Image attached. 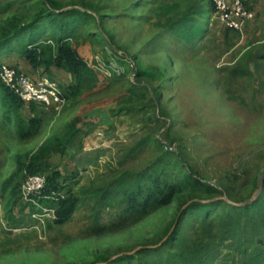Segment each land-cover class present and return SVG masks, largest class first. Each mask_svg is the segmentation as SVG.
Instances as JSON below:
<instances>
[{
    "label": "rangeland",
    "instance_id": "rangeland-1",
    "mask_svg": "<svg viewBox=\"0 0 264 264\" xmlns=\"http://www.w3.org/2000/svg\"><path fill=\"white\" fill-rule=\"evenodd\" d=\"M20 1L11 0L16 2L12 11ZM171 1L50 0L52 9L88 12L81 17L84 23L71 26L72 31L82 56L89 63L94 59L92 66L104 74L84 84L59 110L38 107V135L28 138L24 149H33L50 134L62 132L64 124L77 115L80 130L52 161L61 169L67 189L82 199L62 224L52 217L44 223L28 221V216L18 225L0 222V264H106V260L137 264L143 256L145 264H165L173 243L159 252L149 249L167 240L171 221L181 207L222 198L243 206L256 194L254 184L264 171V0H243L252 17L239 31L225 30L208 12L205 31L193 43L181 39L165 23L167 16L175 18L190 0H181L179 8L167 13ZM53 34L46 26L30 34L33 45L45 46L43 61L49 54L46 45L54 43ZM30 38L24 34L25 43ZM7 56L11 57L5 60L17 59L32 76L46 75L63 87L73 81L53 62L32 69L18 51ZM122 67H127L122 77L108 79L113 70L122 73ZM229 67L243 74L232 75ZM130 82L139 87L130 91ZM143 85L148 89L140 90ZM154 92L157 105L150 100ZM129 106L140 110L124 112ZM14 167L11 151L2 177ZM160 167H166L169 176L184 167L217 188L203 189L192 182L190 192L179 194L170 206L139 221L135 215L119 216V203L101 206L92 199L93 189ZM261 223L235 237L225 236L223 218L215 219L207 230L190 212L179 231L183 238L196 236L203 241L213 235L216 245L200 254L205 259L202 264H264V250L259 249L264 247ZM30 224L37 228H29ZM96 224L105 230L97 231ZM127 254L132 257L128 259ZM188 258L193 256L175 257L174 264H186Z\"/></svg>",
    "mask_w": 264,
    "mask_h": 264
},
{
    "label": "trees",
    "instance_id": "trees-1",
    "mask_svg": "<svg viewBox=\"0 0 264 264\" xmlns=\"http://www.w3.org/2000/svg\"><path fill=\"white\" fill-rule=\"evenodd\" d=\"M241 1L245 7L244 2L247 3V1ZM181 2V0H172L170 5L167 6V13L179 8ZM14 3L16 2H11V0L9 2L0 1V14H3L0 17V71L2 65H7L12 67L17 73L22 72L32 76L21 70L12 60L7 58L5 60V57H11L7 55H10L14 50L18 51L21 57L27 59L32 69H37L42 65L43 67H48L53 62L57 67L65 69L69 73L70 78L73 79L72 83L65 87L58 83L66 101L69 98H73L84 84L92 83L98 77V74H104L103 71L92 66L94 59L92 63H89L82 56L76 40L77 35L74 33V30L72 31L71 26L84 23L81 17L87 15L88 12L78 8L67 10L52 9L50 7V0H34L28 4H25L24 0H22L20 4L18 3L17 9L12 11L10 7ZM186 5L175 18L171 17L172 15H169L170 17L167 16L165 23L171 28L173 33L184 39L187 43H193L202 36L206 28L205 16L208 12H210L211 17L214 16L215 22H220L223 25L221 27H224L225 30H241L231 27L226 22L220 20V12L217 10L213 0H190ZM2 6H5V8L1 9ZM246 10L249 11L247 8ZM92 17L95 19L94 15ZM248 21L245 22V25ZM44 26L54 31V39L52 41L54 43L48 42V45H46L49 52L46 61H43L45 46L41 44L39 45L40 47L33 45L35 44V39L30 38L37 29ZM65 32H69L68 35H60ZM24 34L30 38L27 43L24 42ZM13 40L14 43L18 42L17 48L14 47ZM126 69L127 67H122V73L113 70L109 74L108 79L122 77ZM228 69L232 75L240 76L243 74L237 73L235 67H229ZM138 73L141 74L142 71ZM104 76L107 75L105 74ZM137 86L139 87L138 83L130 82L129 90L135 91L134 89ZM141 89H148V87L143 85L140 87ZM150 100L154 102V105L159 103L157 92L152 94ZM0 103L4 112L9 115H17L23 108L24 111L28 110L29 115L34 114L28 117L24 112L26 115L24 120L19 118L17 122L19 129L24 128V140L38 132L41 120L37 119L39 117L36 115L35 110L38 107L43 108V106L38 103H27L21 100L4 84L1 76ZM125 108L127 109H124L126 110L124 112L140 110V108L135 107L131 109L130 106ZM78 121L77 115L73 116L64 124L62 132L50 134L35 150L16 155L14 170L0 184V199L2 201L3 213L0 222L4 225H18L23 222L26 216H28V221L34 220L30 217V213L37 210L36 205L24 201L21 196L23 182L29 175L33 174H43L46 178L43 195L48 197L39 198L38 203L41 207L54 208V222L62 224L72 216L82 197L75 195L74 192L67 189L65 182L61 181L62 171L57 164L53 163L52 158L63 152L65 145L71 141V137L80 130V127L77 126ZM169 147L170 143H166L165 148L170 149ZM180 169L179 173L171 176L165 174L167 172L166 167L155 168L152 173L142 172L138 176L127 175L126 178L116 179L112 184L105 187L93 189L91 191L93 194L92 199L101 206L119 203L122 206L119 216L126 218L127 216L135 215V221H139L152 212L170 206L179 194L190 192L189 188L193 186L192 182H197L203 189L217 188L213 183L207 184L193 177V173L189 169L186 170L184 167ZM258 187L259 180L255 182L254 190L256 191ZM190 212L194 218L199 220L200 226H203L207 230H209L215 219L223 218L227 221L224 227L225 236L229 234L235 237L236 234H241L240 231L243 229L248 230L249 227L257 229L259 221L262 220L261 224L262 226L264 225V179L259 194L249 204L243 206L231 205L222 198L208 202L197 200L184 208L181 207L171 221L167 240L160 247L149 249L150 251L159 252L160 248H163L164 245L173 243L171 251L168 254L169 262L165 264H174L176 260L173 258H182L187 254H191L193 258H188L186 264H191L190 262L202 264L205 262V259L200 254L202 252H210L216 245L212 234L204 241L199 240L196 236L181 237V232L179 231L180 223ZM94 228L99 232L105 230V227L99 224H96ZM92 230L94 231V229ZM259 249L264 250V247ZM125 257L130 259L132 255L127 254ZM145 260H147L146 256H143L137 261V264H145ZM106 261V264H114L115 262V260ZM147 264H150V262Z\"/></svg>",
    "mask_w": 264,
    "mask_h": 264
},
{
    "label": "built area",
    "instance_id": "built-area-1",
    "mask_svg": "<svg viewBox=\"0 0 264 264\" xmlns=\"http://www.w3.org/2000/svg\"><path fill=\"white\" fill-rule=\"evenodd\" d=\"M220 19L229 26L242 29L245 22L251 19L252 13L247 11L241 0H213ZM1 79L24 102L38 103L45 108L61 109L66 99L58 83L46 75L32 77L25 73H17L12 67L1 66ZM46 178L43 174L29 175L21 186V196L26 202L36 205L37 210L30 213V217L44 223L45 218H54V208L41 207L39 198L43 195ZM38 209H41L38 211ZM3 217L2 201L0 199V218ZM29 228H37V224H30Z\"/></svg>",
    "mask_w": 264,
    "mask_h": 264
},
{
    "label": "crops",
    "instance_id": "crops-1",
    "mask_svg": "<svg viewBox=\"0 0 264 264\" xmlns=\"http://www.w3.org/2000/svg\"><path fill=\"white\" fill-rule=\"evenodd\" d=\"M16 60L17 59H15L13 63L17 64L19 68H21V70H24V68L21 65H19L18 60L17 61ZM0 106L2 108L1 103ZM25 117L26 115H24V108L20 110V112L17 115L6 114L3 108L2 110L0 109V184L10 175L9 174L7 175V177H2V174L4 173V168L9 159L11 151L14 152V159L16 165L17 154H24L25 152L35 150L38 147L37 146L33 149H24V144L27 143L28 140L27 139L24 140V128L19 129L17 122L19 118L24 120ZM36 135H38V132L30 137H35Z\"/></svg>",
    "mask_w": 264,
    "mask_h": 264
},
{
    "label": "water",
    "instance_id": "water-1",
    "mask_svg": "<svg viewBox=\"0 0 264 264\" xmlns=\"http://www.w3.org/2000/svg\"><path fill=\"white\" fill-rule=\"evenodd\" d=\"M264 178V171L261 173V177H260V181H259V187L257 189L256 194L254 195L253 198H251L246 204H249L250 202L253 201L254 198H256V196L259 194L260 190H261V186H262V179Z\"/></svg>",
    "mask_w": 264,
    "mask_h": 264
}]
</instances>
